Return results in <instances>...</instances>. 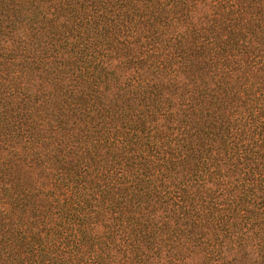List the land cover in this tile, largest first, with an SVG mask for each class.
Returning <instances> with one entry per match:
<instances>
[{
	"label": "trees",
	"instance_id": "trees-1",
	"mask_svg": "<svg viewBox=\"0 0 264 264\" xmlns=\"http://www.w3.org/2000/svg\"><path fill=\"white\" fill-rule=\"evenodd\" d=\"M0 264H264V0H0Z\"/></svg>",
	"mask_w": 264,
	"mask_h": 264
}]
</instances>
